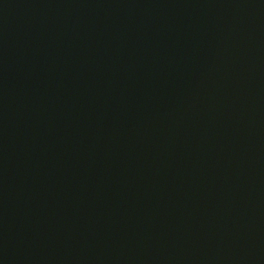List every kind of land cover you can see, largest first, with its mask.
I'll return each mask as SVG.
<instances>
[{"label": "water", "instance_id": "95a60500", "mask_svg": "<svg viewBox=\"0 0 264 264\" xmlns=\"http://www.w3.org/2000/svg\"><path fill=\"white\" fill-rule=\"evenodd\" d=\"M0 264H264V0H0Z\"/></svg>", "mask_w": 264, "mask_h": 264}]
</instances>
